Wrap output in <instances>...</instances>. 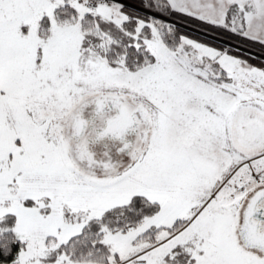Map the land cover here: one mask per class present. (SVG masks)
Listing matches in <instances>:
<instances>
[{
  "label": "snow or ice",
  "instance_id": "obj_1",
  "mask_svg": "<svg viewBox=\"0 0 264 264\" xmlns=\"http://www.w3.org/2000/svg\"><path fill=\"white\" fill-rule=\"evenodd\" d=\"M0 264H264V0H0Z\"/></svg>",
  "mask_w": 264,
  "mask_h": 264
}]
</instances>
